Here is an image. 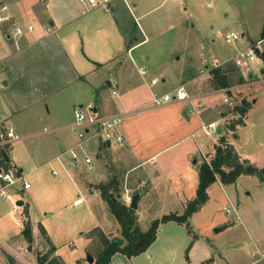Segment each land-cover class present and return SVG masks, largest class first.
<instances>
[{"label":"crops","instance_id":"obj_1","mask_svg":"<svg viewBox=\"0 0 264 264\" xmlns=\"http://www.w3.org/2000/svg\"><path fill=\"white\" fill-rule=\"evenodd\" d=\"M175 1L183 3L181 0ZM13 2H8L9 12L12 5L15 4ZM26 3L31 15L33 14L35 19L39 20V24L34 26L29 23L24 29L21 28L22 34L19 35L12 34L10 27H7L8 23L0 25V129L12 131L18 137L19 134L22 135V138L19 137L20 140H30L36 135H54L51 138L44 139L40 151L35 152L33 156L34 166L29 172L30 175H36L42 186L46 187L50 177L48 171L43 170L44 167H50L52 176L53 170L59 173L58 183L65 190L74 189L77 192L88 190L91 195H97L101 198L95 187L108 180L109 175L104 162L110 155L115 168L122 173L121 183L124 187L122 196H127L130 194L129 192L132 195L138 192L143 193L138 202L137 215L140 213L139 209L143 203L142 201L147 197L153 200L151 206H159L163 205L165 198L174 196L177 201H180L179 203L184 212L187 203L196 197L199 185L198 168L202 163L200 158L206 159L209 148L215 155L218 146L220 136L217 132L208 135L205 128L209 124L217 123L218 127L222 126V134L224 132L223 127L225 125H220V122L226 118V115L219 113L216 118L214 117L216 115L215 110H218L219 106L214 103L212 96L224 95V102H228L225 101L228 94L224 92L226 90L215 91L211 88V72L215 68L228 70L229 65L234 63L237 53L220 60H214L213 63L206 64L195 72L192 71V67L187 69L185 63L184 66L176 67L174 74L167 71L160 72L157 74L159 76L153 74L154 76L151 77L150 81L145 78L148 71L143 67H138L139 59L135 52L149 42L147 31L154 32V30L148 24L144 28L139 23V19L142 20L148 12H143L138 18L135 17L134 10L139 7L138 2L133 0L130 4L126 0H113L107 9H92L86 7L79 0H41L39 2L29 0ZM210 6L208 4V7ZM11 16L13 18L12 24H17L14 15ZM173 23L174 29L182 28L183 32L187 30L181 19L176 18ZM135 24L139 31L135 30ZM28 26H32L33 30L29 31ZM133 28L141 42L128 49V33ZM244 36L245 34H242V37ZM254 43L259 44L257 48L264 45V41H261V39ZM146 60H150V58H146ZM188 60L194 63L192 57H188ZM255 62L259 64L257 67L258 73L250 71L247 69L248 67L245 69L239 68L234 63V66L239 70V76L244 78L246 77L245 73L248 72V79L251 82L247 79L244 85H235L232 89L238 87L249 90L251 87L256 86L258 82L264 81V64L259 57ZM113 72L114 79L111 78ZM102 73L105 74V78L101 77L100 74ZM205 77H207L205 81L207 91L200 94H191L187 89L188 85ZM155 79H159V83L162 84H166L167 79L170 80L172 91L184 87L188 95L194 100L191 103L180 102L156 106L153 102L155 94L152 89L157 84L151 86L152 81ZM101 84L111 87L112 96L118 97L113 106L102 110L94 97L95 90ZM85 90L88 91L87 93L93 91L92 98H90V93L85 94L83 92ZM81 94H85L88 99L82 98ZM164 94H169V92H164ZM256 101L254 100L253 104ZM81 106L83 108L85 106L92 107L98 117L124 115L125 120L121 127V133L124 137L123 143L119 145L114 142L104 143L101 140L91 139L85 144L84 148H81L77 130L73 128L74 110ZM62 108L67 109L69 120L59 124L57 118ZM231 118L233 120L236 117L233 114ZM246 121L247 116L244 119V122ZM39 122L46 125L43 126L42 130L38 127L33 130L32 125ZM47 125H50L51 128L47 129ZM241 125L236 127L235 133L231 134V141L232 139H239L235 135ZM230 144L234 146L235 142L232 141ZM182 145L188 146L180 150L178 157L183 161H186L187 157L195 158L192 172L198 178V185L194 194H190V197L179 194L171 183L163 185L164 188L161 189V185L165 182L162 183L159 180L158 173H154L155 180H151L150 169L147 168L148 166H155L159 158L180 148ZM71 150L77 152L79 155L78 160L71 158ZM237 152L239 154L238 149ZM90 153L95 155V160H101V164L97 167V172L94 175L85 173L86 166L83 163L84 155ZM12 154L13 148L9 151V166L15 167L24 174L23 169L19 168ZM239 156L241 160L245 159L240 154ZM167 158L169 159H166V161H175L173 158ZM16 159L18 160V157ZM195 161L196 163H194ZM138 169H142V173L131 179L130 175ZM163 176L165 180L170 177L165 174ZM128 182H133V186H128ZM214 184L222 186L219 180ZM213 185L209 187L208 192ZM60 192L62 193V191ZM10 194L17 203L28 197L26 191H21V187L17 188L15 192L10 189ZM80 198L83 199L78 192V196L72 204L76 207L82 206L84 199L82 204H75ZM5 202H8L11 206L9 201ZM205 205L192 216L190 224L204 210ZM24 208L28 210L32 224L33 242L28 244L23 240L12 237L11 243L21 247L34 264H38V255L46 253L45 250H49L51 246L56 249L52 257L57 256L60 251L58 246L60 245L53 241L49 228L42 222V215L32 207L28 199L24 201L21 208V232L23 229L24 215L22 216V214ZM148 209L152 210L150 207ZM16 211L11 209V215ZM171 213L178 214L179 210H174ZM160 218H151L149 220L150 225L154 220ZM138 221L141 226L140 217H138ZM173 224H176L177 227H173ZM40 227L46 233V246L49 247L47 249H45L39 238ZM162 227L178 228L180 230L178 231L179 235H177L178 247L175 248L172 245L173 248L169 247L167 249L170 260H172L170 264H176L177 260L182 261L183 253L187 254L188 251L189 257L187 254L186 258L188 260L185 258V264L208 263L209 256L212 255V251L215 249L209 239L200 241L201 243L198 242L199 244H197L196 239L192 238V234L188 232L185 225L174 222L161 225L158 235ZM99 229L106 234V230L100 227ZM118 229L120 230V228ZM82 232L81 234H86L85 230ZM158 235L155 243L145 253L157 244ZM248 235L250 234L248 233ZM87 240L89 245L91 239L88 238ZM255 247L257 248V245ZM88 248V246L85 248V252L89 251ZM26 250L27 252H25ZM4 251L8 254L6 257H9L8 251ZM9 251L12 250L9 249ZM58 256L60 257V255ZM84 258V256L83 258L78 256L76 258L78 260H74L72 264L81 262ZM263 258V254L259 260H254L246 255L245 259L238 263L237 260L229 259L224 255V252L218 250L216 258H212L211 261L212 264H260L264 261ZM127 259L131 260L134 257ZM63 262L65 263V261ZM6 263L9 264L8 258H6Z\"/></svg>","mask_w":264,"mask_h":264},{"label":"rangeland","instance_id":"obj_2","mask_svg":"<svg viewBox=\"0 0 264 264\" xmlns=\"http://www.w3.org/2000/svg\"><path fill=\"white\" fill-rule=\"evenodd\" d=\"M7 1H14L13 3H15H12L9 14L14 15L17 26L24 29L29 23L34 26L39 24V20L35 19L33 14L31 15L28 8L26 2L29 0H25L26 2L23 0ZM30 1L32 2L33 0ZM35 1L39 2L41 0ZM126 1L131 4L133 0ZM134 1L139 3V7L134 10L136 18L143 12H148L142 20L139 19V23L144 28L148 24L154 30V32L147 31L149 42L135 52L139 59L138 67H143L148 71L145 78L150 81L151 77L154 76L153 74L157 75L164 71L174 74L175 68L180 65L184 66L185 63L187 69L192 67V71L195 72L206 64L213 63L214 60H220L231 56L233 53H239V51L247 49L248 46L254 50L258 49L260 52L264 50V45L257 48L259 44L254 43L261 39V30L264 24V0H181L183 3H178L175 0ZM208 4L211 6L208 7ZM176 18L182 20L184 27L187 29L185 32L182 31V28L174 29L173 21ZM7 27H10L12 34L15 33L16 26H13L12 22L8 23ZM230 32L239 34L241 39L233 42L226 41L224 36ZM242 34H245V36L242 37ZM188 57L193 58L195 65L188 60ZM146 58H150V60H146ZM230 65L231 69H236L234 63ZM258 65V62L255 61L248 62L247 69L258 73ZM100 75L105 78V74L102 73ZM233 75V83H236L240 76L236 71H234ZM111 78H115L114 72ZM112 79L111 81H113ZM206 79L207 77L191 82L187 87L188 91L191 94L206 92ZM244 79L247 80L248 77H244ZM171 85V81L167 79L166 84H157L152 89V92L158 97L164 95V92H169V94L173 95L174 91H172ZM83 92L85 94L90 93V98H92V90L89 93H87V90ZM231 93L232 95H228L226 98L228 102H224V95L212 96L214 103L219 106L218 110H215L216 115L214 117L216 118L219 113L225 114L226 118L220 122V125L226 126L228 120L229 122L232 121L231 117H233L235 107L240 104L235 101L234 97H240L241 93L251 101L252 108L247 114V121L240 126L235 135L239 139H232V141L235 142L239 154L245 158L243 161H247L258 168H264V82L257 83L256 86L251 87L249 90L235 87L231 89ZM85 94H81L82 98L88 99ZM94 97L101 110L113 106L118 99V97L112 96V89L106 84H101L97 87ZM254 100L257 101L253 104ZM84 108L87 109L88 107L85 106ZM68 120L69 113L67 109H60L57 122L62 124ZM45 125L39 122L38 124H33L32 129L36 130L38 127V129L42 130ZM46 128L49 129L51 126L47 125ZM38 129L37 131H39ZM235 132L236 129L226 132L229 143H232L231 134ZM21 136L19 134L20 138H22ZM53 136L36 135L30 140L21 139L15 142L13 144L12 157H14L19 168L23 169L26 176L25 180L32 185V189L26 191L27 199L32 207L42 215V222L49 228L53 241L60 245L58 246L60 250L58 255L60 257L58 255L55 257L65 261L66 264H72L74 260H78H76L78 256H81V258L84 256V260L80 263L87 264L85 261L87 254H91L92 257L96 258L101 249V244L95 237L96 235L94 233L90 235V232L100 227L106 230V236L113 239L120 236V230L118 229L120 226L115 217L109 212L107 204H104L99 196L91 195L88 190L78 191L79 196L84 199V204L82 206H74L72 203L77 198L78 192L74 189L65 190L62 188L63 186L58 183L59 176L54 177L50 174V167H44L43 170L48 171L50 177L47 185L45 183L46 187L42 186L36 175H30L29 172L34 166L33 156L35 152L40 151L44 139ZM235 145L232 146L237 152ZM187 146H180V148L159 158L155 166L152 165L147 168L150 169L151 180H155L154 173H158L160 176L159 180L162 183L165 182V184L161 185V189L167 183H171L179 194L190 197V194H194L198 185V178L192 172L195 158L187 157V160L183 161L178 157L180 150L185 149ZM213 155L211 148H209L206 153V159L202 157L200 161L210 162L214 157ZM89 156L95 160L94 154L90 153ZM16 157H18V160ZM167 157L173 158L175 161H166V159H169ZM105 162V169L109 175L108 179L117 177L121 182L122 173L115 168L110 155H108ZM163 162L165 163L164 165ZM100 164L101 160H95V169L88 171L85 168V173L94 175ZM142 171V169L136 170L130 175L131 179L140 175ZM164 174L167 177L170 176L168 180H165ZM132 184L133 182H128V186L131 187ZM19 187H21L20 183L12 188V191L15 192V188ZM129 193L121 198L127 205H130L131 202L127 198L132 195L131 192ZM208 194L209 201L205 205L204 210L191 222L193 229L191 228L192 232L190 233L193 236L192 238L196 239L197 244L200 241L209 239L215 248L212 251V255L209 256L207 264H212L211 259L216 258L218 250L224 252V255L229 259L237 260L238 263L242 262L246 255H249L254 260H259L262 254L264 256V182L257 176L241 175L234 184H222V186L214 184ZM27 199L24 198L23 200ZM152 201L149 197L145 198L140 206V213L137 215L141 219V227L144 231L150 227L149 220L151 218L169 215L174 210H179V215L184 213L179 203L180 201H177L174 196L165 198L163 205L159 206H151ZM149 207L152 209L151 211L148 209ZM21 208L19 207L11 215L10 204L0 198V264H7L6 258L13 259L16 264H25L22 260L14 258L9 249L17 253L28 264H34L21 247L11 243L12 237L26 242L21 236ZM227 209H230L231 212L227 213ZM25 210L24 208L22 216L25 214ZM23 218H25V215ZM173 225V227H177L176 224ZM171 229L162 227L158 235L157 244L147 253H143L131 260L122 254H116L110 264H170L172 260H170L167 249L169 247L173 248V246L175 248L178 247L177 235H179L178 231H180L178 228ZM83 230H85L86 234H81ZM38 234L45 249L49 248L46 246V236L42 233L41 227ZM88 238L91 239L89 245ZM254 244L257 245L258 249ZM87 246L89 251L85 252ZM4 250L8 251L9 257H6L8 254ZM49 250H45L46 253ZM187 254L189 257V251ZM187 254L183 253L182 261L177 260L176 264H185V261L188 260L186 258ZM260 264H264V261Z\"/></svg>","mask_w":264,"mask_h":264},{"label":"trees","instance_id":"obj_3","mask_svg":"<svg viewBox=\"0 0 264 264\" xmlns=\"http://www.w3.org/2000/svg\"><path fill=\"white\" fill-rule=\"evenodd\" d=\"M136 29L139 31L135 24ZM135 30L133 28L128 33V49L133 48L141 42L136 36ZM261 41H264V25L261 31ZM255 51L264 64V50L262 52L258 49ZM234 71L239 73L237 68H229L228 70L222 68L213 69L211 72V88L215 91L229 90L227 94L231 96L230 90L235 85H244L246 83V80L242 76H240L236 83H233ZM234 99L240 103L234 109V115L237 117L231 122L226 123V126L223 127L224 132L219 137V143L212 160L210 162L203 161L200 164L198 168L199 185L196 197L187 203L183 214L171 213L165 215L160 219L154 220L150 227L146 231H143L136 211L132 210L121 199L124 188L117 177H111L106 182L100 183L95 187L104 203L107 204L109 212L115 217L120 226V236L110 239L100 229H94L90 232V235L93 233L96 235L95 237L101 244V249L96 258L93 257V264H110L116 254L133 258L145 253L155 243L160 226L166 223L174 222L185 225L188 232L191 233L190 219L208 202V189L218 180L224 185H230L236 183L241 175H252L257 176L264 182V168L255 167L247 161L241 160L228 141L226 132L228 130L234 131L236 126L243 124L245 117L252 108L251 101L245 95L240 93V97H234ZM24 215L22 236L28 244H31L33 242V232L27 209ZM41 231L46 235L42 228ZM55 250V247H51L49 252L38 255V264H65L63 260L55 256L52 257ZM8 262L9 264H16L13 259H8ZM77 264L82 263L77 262Z\"/></svg>","mask_w":264,"mask_h":264},{"label":"built area","instance_id":"obj_4","mask_svg":"<svg viewBox=\"0 0 264 264\" xmlns=\"http://www.w3.org/2000/svg\"><path fill=\"white\" fill-rule=\"evenodd\" d=\"M82 4L89 8H104L107 9L110 3L113 0H79ZM13 18L9 14V4L7 0H0V25L5 23H11ZM13 26L15 28V34H22V29L14 23ZM28 30L32 31L33 27L28 26ZM226 41H239L241 36L237 33L230 32L225 36ZM258 59L256 51L249 47L247 49L239 51L234 58V63L239 68H247L248 62H254ZM245 76L248 77V72L245 73ZM159 79H155L152 81L151 86L158 84ZM264 81H260L258 83H262ZM229 90L224 91L227 93ZM115 94V92H113ZM194 98L190 97L186 92L184 87L178 88L174 91L173 95L164 94L161 97L154 96L153 102L156 106H163L170 103H180V102H189L191 103ZM227 101V99H225ZM125 120V116L121 114L112 115L109 117H98L94 112L92 107L85 108H76L74 110V125L73 128L77 130L78 138L80 140L79 146L81 148L85 147V144L91 139L101 140L102 142L108 143H116L122 144L124 141V137L121 133V127ZM218 125L217 123L209 124L207 128H205L206 133L208 135L215 134L217 132ZM20 141L18 135L13 133L12 131L0 129V198L5 201H9L11 203L12 211H16L19 209L17 201L12 199L10 194V189L16 187L18 183L21 184V191H28L32 188V185L28 183L25 179L26 176L21 173L18 169L13 166H9L10 161L5 159V154L8 155L9 151L13 148V144L15 142ZM71 158L73 160H78L79 155L77 152L71 150L70 151ZM59 159V158H58ZM94 158L89 155H84L83 163L86 166L88 171H93L95 169L94 166ZM53 176L58 177L59 173L56 170L52 171ZM17 191V188H15ZM130 201H132L133 197H127ZM83 199H78L75 204H82ZM131 203V202H130ZM227 213H230V209L226 210ZM12 256L16 259L22 260L25 264H28L24 259H22L17 253L10 251ZM27 252V250L25 251Z\"/></svg>","mask_w":264,"mask_h":264},{"label":"water","instance_id":"obj_5","mask_svg":"<svg viewBox=\"0 0 264 264\" xmlns=\"http://www.w3.org/2000/svg\"><path fill=\"white\" fill-rule=\"evenodd\" d=\"M82 107H83V106H81V108H82ZM217 134H218L219 136H221V134H222V126H219V127H218V129H217ZM5 159H6L7 161H9L8 155H6V154H5ZM194 163H196V161H195ZM142 195H143V193L138 192V193H136V194L133 196L132 201H131V203H130V205H129V207H130L132 210H135V211H136V210L138 209V202H139V200L141 199ZM17 204H18L19 207H22V206L24 205V201L20 200V201H18ZM86 262H87L88 264H93V263H94V258L92 257L91 254H87V256H86Z\"/></svg>","mask_w":264,"mask_h":264}]
</instances>
